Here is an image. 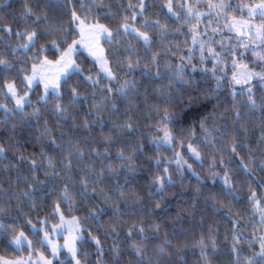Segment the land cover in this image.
Masks as SVG:
<instances>
[{
	"label": "snow or ice",
	"instance_id": "obj_1",
	"mask_svg": "<svg viewBox=\"0 0 264 264\" xmlns=\"http://www.w3.org/2000/svg\"><path fill=\"white\" fill-rule=\"evenodd\" d=\"M155 7L150 0H120L115 11L105 0H22L11 19L0 16V45L13 57L0 54V124L10 133L0 135V161H7L0 164V216L14 221L0 223V243L21 253L0 255V264H189L190 248L199 249L197 264H213L222 250L217 230L203 231L209 213L232 225L229 264H264V235H255L264 231V181L254 175L264 174V0H160L161 11ZM57 12L68 15L67 27ZM249 52L259 71L245 62ZM81 56L93 67H82ZM14 69L16 75H4ZM196 73H211L215 87L201 91ZM226 86L230 104L219 100ZM144 127L154 130L150 139ZM25 146L37 151L25 154ZM148 146L169 149L172 157H147L156 173L145 187L138 161ZM245 147L248 162L240 157L237 166L255 181L247 200L260 216L248 241L250 248L259 241V251L250 255L243 254V217L233 204L244 197L223 157L225 150L239 157ZM208 157L207 176L188 162L203 168ZM186 173L198 186L192 202L169 219L168 192L183 187ZM40 201L51 211L26 220L29 235L15 226L23 217L10 215L12 205L21 214L22 206L31 202L34 211ZM81 209L86 216L74 214ZM197 226L199 238L190 244ZM101 236L112 244L105 248ZM85 243L96 249L94 262ZM40 249H50L52 258Z\"/></svg>",
	"mask_w": 264,
	"mask_h": 264
},
{
	"label": "trees",
	"instance_id": "obj_2",
	"mask_svg": "<svg viewBox=\"0 0 264 264\" xmlns=\"http://www.w3.org/2000/svg\"><path fill=\"white\" fill-rule=\"evenodd\" d=\"M35 2V0H34ZM42 2H46V0H42ZM120 2V0H105L106 4H111L112 5V10L115 11V6L116 4ZM123 2H126V0H123ZM238 0H232V3H237ZM244 2H248V0H244ZM150 3H154L156 5L155 7V11L156 12H160V8H159V3L160 0H150ZM21 4H22V0H0V16H8L9 19H11L12 15L19 13V11L21 10ZM104 11H108V9H104ZM56 15H63L64 21H65V27L68 26V20L69 17L67 14H63L60 12H57ZM155 18V17H153ZM162 20L165 19V17H163V15H161L160 17ZM171 27H175V25H171ZM170 39H172V37H169ZM5 39L7 40L8 38L5 37ZM185 39H189V37H185V36H180V41L183 42ZM217 39H219V37H217ZM105 47V49H107L109 47V45L107 43H104L103 45ZM181 46L184 47L183 43H181ZM256 51H260V49H256ZM0 54H3L6 56L7 59H9L10 61L13 60V57L8 53L7 49H5L2 45H0ZM81 62V66L84 68H91L93 67L91 60L90 59H85L84 56L80 57V61ZM247 63H249L250 67H254L257 71L260 70L261 65H257L254 63V58L251 56V52L248 53L247 59L246 61ZM208 68H211L212 65L209 63L206 65ZM153 71H155V69H153ZM189 73H191V69H189ZM87 74V73H86ZM95 75V73H93ZM4 75H16V70L14 69L12 73H7ZM231 75V73L229 72V76ZM136 79L139 80L140 77L139 75L136 76ZM194 79L196 81V85L199 87V89L201 91H208L209 89V85H211V87H215V81L211 79V73H209L207 76L203 75L202 73H196L194 74ZM77 82L76 77H73V79L70 81V84H75ZM166 83V82H165ZM255 84V81L253 82ZM82 90H83V86H82ZM42 91V89H37V94L34 95L32 97L33 101H35L37 99V96L40 94V92ZM229 91V87L226 86L224 92L219 94V100L221 103H225V104H230L231 103V97L227 94ZM255 91L257 93V95H260L261 89L260 87L257 85L255 88ZM185 102H187V99H185ZM149 103H153V101H149ZM216 103V98L215 96L213 97V100L211 101V103L209 104V110L211 109V104ZM11 106V105H10ZM25 111L27 112H31L32 109L31 107L25 109ZM143 111H146V109H144ZM3 112H0V118H3ZM141 120H143V117H141ZM15 121L13 120H9V124L14 123ZM7 125L4 124H0V135H3L5 137H7L8 135H10V133L7 131ZM152 131L154 130H149L147 127L143 128V134L145 137H147L148 139H150ZM254 135L256 137L259 136V129H255L254 130ZM21 144L24 143L23 140L20 141ZM185 143H187V141H185ZM246 144L249 142H245ZM149 150L144 153L143 155L140 156L138 163L144 168V171L141 173V178H140V183L143 186H148L150 184V180H151V176L153 174L156 173V169L155 167L149 168L148 167V162H147V157H156L157 155H161V156H165L168 158L172 157V151L169 149H165L162 148L160 149L158 152L156 150H154L153 148H151V146H148ZM177 151H179L180 149L177 147L176 149ZM22 151L25 154H30L34 151H37V149L33 148L32 146H25L24 148H22ZM185 152V157H188L187 151L186 149L184 150ZM239 152V157H232L231 154L229 152H227L226 150L223 152V157H224V161L226 164H228V170L232 173V178L233 181L235 182L236 185V193L239 195H242L244 197L243 200L237 202V201H233V204L235 205V209L234 211H239L243 217V223L240 225L241 230L243 231V254L244 255H250L251 252L253 250L255 251H259V241L256 242V244L253 246V248L249 247L248 241L253 239V225L254 224H258L260 221V216L259 213H253L251 205L248 203L247 197L250 195L249 192V187L251 186L252 188H256V184L255 181L252 180L251 177L247 176L245 174V172L238 167L237 165L239 164V159L240 157L244 158V163L248 162V149L247 147H245L244 149H238ZM253 152L254 154H256L257 156H259V150H257L254 146H253ZM189 163H191L193 165V168L197 171L202 173L203 176H207L208 175V167L209 164L212 162V157H208L207 161L204 163L203 168H201L200 164L198 163H194L191 159L188 160ZM7 161H0V164H6ZM217 171H220L221 176H223V171L220 169H217ZM254 175L261 179L262 181H264V174H262L258 169L254 170ZM3 179V174H0V180ZM189 184H191V188H189ZM5 188L7 187V184L4 185ZM197 181L195 179V177L191 176L190 173H186L183 179V187L181 186V184H177L175 187L171 188L168 192V196H167V200L165 201L166 203L171 205L172 208V212L169 215V219H172L175 217V214L179 211H182L184 209L185 205V200H187L188 204H190L192 201L188 198L190 196V193L192 191H194V189L197 187ZM216 189L219 190L220 189V185L219 183L216 186ZM259 191V189H257ZM184 191L185 192V197L181 198V199H177L176 198V194H178L179 192ZM56 197L52 196L51 200H55ZM229 200H231V197L228 198ZM31 202H28V205L30 206ZM44 201H40V207H38L36 210L34 211H29V206H22L23 207V213L18 214L14 209H15V204L12 205L13 211H11L10 215L12 217H18V216H22L23 218H17L15 220V226L19 229V228H23L25 230L26 233H28L30 235V231L28 228L25 227V222L28 219H32L33 223H35L36 217H40L43 218L47 213H49L51 211L50 207H44L43 206ZM78 216H86L87 212L83 209H81L80 211L74 213ZM155 219V217L153 218ZM197 220L200 219L199 216H197L196 218ZM108 221V217H105V222ZM213 221H215L216 223L213 224ZM0 223H5L8 225H12L14 223V221L12 219H5L4 216H0ZM208 225H212L214 229L217 230V243H218V247L222 250L220 253L217 254V257L214 258L213 260V264H229V259L231 256V253H229L227 251L228 246L232 243V233H231V228L232 225L230 223H228L226 220H224L221 217H217L215 215H213L212 213L208 214V219L206 221L205 227L203 229V231L206 233L207 232V226ZM84 226L85 227H89L92 231V235H99V233L96 231V225L94 223H92L91 221H84ZM127 227V225H125V228ZM187 227V226H186ZM169 231L171 230L170 227L168 229ZM201 229L199 226H197L195 229L192 230V232L189 234L188 236V241L191 244L195 239L199 238V233H200ZM85 238L87 239L88 233H85ZM256 236H261L264 235V231H256L255 232ZM101 239L104 243V247L107 248L108 246H110L112 244V239L111 237H109L107 240H104V238L101 236ZM83 250L87 253H89L90 255L87 257L89 261H93L95 260L96 257V249L93 245L85 243L83 245ZM40 251H43L46 255H50V250L49 249H40ZM21 253H17L12 247H9L7 245V243H0V255L6 256L8 258H13L17 255H20ZM23 255L27 256V250H25L23 253ZM198 255H199V249H195L192 250L191 248L189 249V251L186 253V258L189 261V264H197V259H198Z\"/></svg>",
	"mask_w": 264,
	"mask_h": 264
},
{
	"label": "rangeland",
	"instance_id": "obj_3",
	"mask_svg": "<svg viewBox=\"0 0 264 264\" xmlns=\"http://www.w3.org/2000/svg\"><path fill=\"white\" fill-rule=\"evenodd\" d=\"M65 235H66V233H65ZM58 240H59V243H63V239L61 238V237H56ZM50 250V249H49ZM46 255V254H45ZM49 259H51L52 257H51V253H50V255L48 256V255H46ZM34 259H35V257H34ZM60 259H63V253L61 254V256H60Z\"/></svg>",
	"mask_w": 264,
	"mask_h": 264
}]
</instances>
